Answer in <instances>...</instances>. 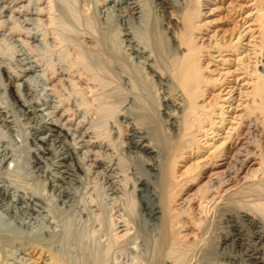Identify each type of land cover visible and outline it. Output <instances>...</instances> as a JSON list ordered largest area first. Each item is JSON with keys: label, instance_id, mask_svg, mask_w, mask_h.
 <instances>
[{"label": "bare ground", "instance_id": "6f19581e", "mask_svg": "<svg viewBox=\"0 0 264 264\" xmlns=\"http://www.w3.org/2000/svg\"><path fill=\"white\" fill-rule=\"evenodd\" d=\"M26 1L27 2L25 4L19 5L20 8L17 10V12L23 11V16L19 13L23 18L22 21H32L33 23V18L26 17V15L30 13L37 14L39 17L35 20L38 21L39 24L36 26L34 23L33 25H35L34 27L37 29L41 23L42 27H40L43 31V35H41L42 38L46 40V37L48 36L53 40L56 39V43L59 44L58 46H60V44L62 46L65 42V44H67L69 42L68 37L71 36H66L67 34H70L68 31L70 28L68 26L70 24L71 27L75 25V22H73L75 17H73V23L67 22V20L71 21L72 17H68L69 19H66V17V22L63 17L64 23L66 25L62 21L57 22V27L59 23H62L60 25H62L64 29H62L61 32L56 33L55 31H60V27L62 28V26H60L58 29L55 25L56 21H58V18L59 21L62 20L60 17L56 18L59 15H55L62 9V7L61 9L58 8V6L57 10H60L55 13L57 1L32 0L33 2L35 1L36 4L40 2L45 3L42 6L38 5L37 7L35 4L30 6L32 3L31 0ZM95 1L96 0H91L90 2L93 3ZM146 1L147 0H100V4H98L97 9H99L98 11L102 12L104 14L102 16L105 17H103L104 21L100 20L99 16L97 19H99L98 26L101 25L102 29L100 28V30H102V32L98 31L94 33L91 32L93 30L91 29L92 27L87 28V32L90 33H83L84 36L82 35V44H85L84 46L88 48L96 46L101 51L103 50L107 52V55L111 53L109 55L111 59L108 57H106L107 59L104 58L105 60L110 59V62H107L104 59L103 60L105 62L100 60L102 65H105L106 62L108 65L106 63V67L102 66L101 69L104 70L102 72H100V68L99 72L98 70H94L97 69L96 67H98L95 60L96 55L92 56L95 60L94 61L90 57L91 55L89 52L86 50L88 48H83L85 51H82L78 48V45L75 48V45H73L74 43L71 44V42L74 40L73 37L76 34L75 32L79 30H77V28L75 29L73 26L74 29L71 28V30H75V32H73L75 34L71 36L73 40L70 39L72 40L70 41V44L74 47L71 46L70 48L72 51L76 49L74 54L76 60H73V64L71 63L69 65L70 67H67V70H60V72L66 77L64 78L65 82H67V84L72 88V93L76 94V96L78 95V97L81 96V100L84 99V104L87 97L88 99H92V101H97V103L94 102L97 106L95 111L97 112L98 118V122L94 128L95 130L101 128L103 125L105 126L107 120L110 117L114 116L115 118V115L119 113L120 118H118L119 120L117 119L119 121V123H117L122 124L124 128H127V135L125 137L126 140H124L122 143V145L125 147L126 155H129V158H136V160L139 161L141 165V168L137 167L136 165L132 167L133 169H130L129 167L131 170V175L128 177L132 176L131 190L133 194L131 195L132 197H135L134 199H136V203H134V205L131 203L132 201H129L130 204L124 203V206L126 204V207L121 209L124 210L121 212L119 209H116L119 211L117 213L115 210L118 215L116 216L111 213L112 215L108 219L106 217L108 220H105L106 222H102L101 219L98 218V216L101 215H99V213L97 214V220L99 222L95 220L94 221L99 223V227H102L100 224L102 225V223L105 222L104 224H106L105 226L107 227H105L103 224V227L106 228V231L103 230L105 229L103 227V229L97 227L98 229L105 232V234L103 231L101 232V234L103 233L105 235V239H103L104 242L101 240L102 243L95 241L97 243L96 245L95 243H89V245L92 244V248L93 246H96V249L90 248L89 250L88 248L91 246L87 244L89 246L88 247L82 243L84 240L83 233H79V231L76 233L74 231L76 229L70 230L71 232H69L68 229H66L67 231L64 229V232L62 231V233L65 234V231L67 233L62 235L63 243L62 246H60L63 249L65 242L70 241L69 239H71V241H78L82 245V247L79 246L82 248V251L77 253L79 254L78 256L75 254V259H70L73 256L69 258V254L68 258L70 260H68V258L65 257L63 253H61L63 249H61V252H55L49 246L51 242L50 244L48 243V245L45 243L43 238L41 240H27L28 246L26 250H29L28 255L31 256L32 252L35 251L38 252L39 258L44 254V252H47L48 262H45L44 264H197L199 261L195 260L196 255H198L197 253H199V250L203 247L202 245H204V241L200 235L208 233L210 218L213 219V216L215 217L214 212H216L222 216V222L229 229L222 231V236H217V238L220 237V243L222 242L221 239H224L221 244L226 243L225 246H228V242L231 247L235 248L238 246V248H240L242 245L241 241L243 240L241 229L242 222H245L252 229V236L258 240L257 244L262 251V255L255 261L257 264H264V0H253L252 3V8H255L254 14H256L254 19L258 22V28L256 30L257 35L254 36V61H252L253 63L251 66L247 65L248 62H246L247 64L242 67L243 71H241V73L244 75V78H247L250 88V90L246 92L247 103H245L241 109L242 113L238 114V121L227 128L225 136H222L221 142L218 144H215V142L209 143L208 147L206 144H208V140L212 139L208 136V131L211 130V133H213L215 128L218 129V126H214L216 122L213 117L219 115V121H223V104L221 103L218 105V102L215 98L213 102L210 103H206L204 101L202 102L201 100V97L204 94V91H206L207 86H209L210 83H214L216 79H211L205 75L207 70L206 65H204V61H202V57L203 55H206V58L209 57V53H206L209 52V47H206L201 42L199 43V40H197L198 37L194 35L193 30H191V28H194V25L189 27L190 22H198L196 19L197 17H200V13H198L200 0H151L153 11L157 12L161 20L160 24H162L159 26L160 30L157 32L165 33L164 40H166L169 45V53H165V56L161 53L162 50L158 49L160 46H158L159 42H157V39L155 38L156 36L151 38L147 36L149 32L146 34L147 29H149L148 15L150 14H148V12H150L148 9L150 8L147 6ZM62 2L63 1L61 0V3ZM73 2L72 6L68 5L69 2H67L68 4L66 2L65 3L69 6V8H71L74 7ZM9 7L10 5L8 4H3L1 6L0 18L2 17L1 11L8 9ZM29 7H31V11L29 10ZM94 7L96 8V6ZM63 9H66V7H63ZM14 10H16V8ZM70 10L72 11L73 9L71 8ZM70 10H67V13L69 14L68 15L66 13L67 16H71ZM74 10L76 11V9ZM61 12L63 14V11ZM72 13L75 15L73 11ZM96 15L98 14H95L94 18H96ZM77 17L78 16H76V18ZM80 17H78V19L75 21L77 22ZM169 17H171L170 19H173L177 24L174 25L169 23ZM94 18H92L93 21L97 20H94ZM81 19L83 23L81 20L79 21L84 25L87 21L89 22V20H87L88 17L85 20H83V17ZM111 19H113L114 22L111 21ZM19 21H21V19ZM84 21L86 22L84 23ZM91 21L92 20L90 19L89 23L92 25L93 21ZM5 22V19L0 20V28L4 27ZM89 23L86 25V27L90 25ZM95 23L93 22L94 25L92 26L95 27ZM110 24L113 25V30H110L111 32L108 31ZM201 25V23H197V28L200 27V31L202 29ZM53 26L57 30H54ZM86 27L84 28L86 29ZM14 28L15 25L13 27H9L8 33L12 35L13 33L19 34L20 30L19 32H16L17 30H14ZM95 28L97 29V23ZM151 28L153 27L151 26ZM23 29L21 30L22 33H24ZM65 29L67 31L62 32ZM150 31H152V29ZM79 32L81 31H78L77 34H79ZM59 33L60 35L61 33H65V35L60 36ZM28 36L31 44L38 40V36L35 32L29 33ZM154 38L156 42H153ZM234 38L232 37L226 44H224L223 50L227 48L235 49L236 47L240 46L239 44L241 43L243 35L236 33ZM158 39L160 40V38ZM17 40L20 39L18 38ZM48 42L50 43L51 41ZM74 42L75 44L78 43L75 40ZM70 44L67 45L70 46ZM64 46L66 47V45ZM82 46L83 45H80L81 48ZM96 47L92 49L95 50ZM49 48H51L50 45ZM70 48H66L65 50ZM64 49L63 47L61 50L59 48V51L61 52L63 50L62 52H65ZM92 49H90L92 51L91 54L96 51L95 50L93 52ZM161 49H163L162 46ZM165 51L166 50H164V52ZM216 51H219V47L216 49ZM72 53H74V51ZM61 54L60 56L65 58V56H63L65 54ZM67 54L73 57V55L69 54V52ZM86 55L88 58L90 57V59L94 61V66L96 65L95 68L94 66L92 67L91 64L93 63L89 59L91 62L90 64ZM66 57V59H70L68 56ZM125 59H127L126 63ZM66 61L71 62L70 60ZM97 61H99V59ZM111 62H115L117 64L114 65V63L112 66ZM8 64L9 62H7L5 57L0 54V69L3 77L6 79L5 81H7L8 87L6 88L11 99L14 101L13 103H15L16 107L22 109L25 114L40 116L39 111H41V108L35 105L39 103H27L25 98H23V96L18 91V88H25L24 86L28 82V73L31 71L32 65L29 66L24 62L23 68L20 69L19 73H16L13 71V69L9 68ZM35 64L37 65L36 62ZM112 71L113 73L111 74L110 72ZM114 73H116L117 77L116 75H113ZM111 75L114 76V79L118 78L119 75L120 82L117 81L118 84H116L119 85L118 87L121 89L122 93L116 89L118 88L117 86L116 88L113 87L114 90L113 88L109 87L114 85V79H112ZM48 76L50 79L47 77V80L52 83L53 86L50 89H52V91L55 93L56 80L55 82L53 80L56 79V77H54L53 74ZM109 79H112L113 82H111ZM144 79H146V83L148 81L151 84V87L155 92V100H151V96L148 98L144 97V90L147 88L148 90L150 89L149 84L147 88H141L143 84H146ZM27 88L28 87L25 89ZM115 89L118 92H115ZM148 90H146V93ZM104 91H108L106 95L104 94ZM124 91H126L125 94ZM119 93L123 95H120ZM102 94L108 96L109 100L107 97L106 100H103ZM69 96H71V94ZM140 97L142 99H148L147 101L150 100L149 104L147 105L145 100L140 101ZM152 101L154 102L153 106ZM60 103H62V101H60ZM146 108L147 111L144 110ZM62 110L63 112H60L58 115L57 112L59 110H50V114L52 115L48 116V118L42 116L45 119L44 122L42 123L41 121V123L44 125L45 129L54 131L57 135L61 136L62 139H67L70 134L72 135L71 139L67 140L70 143V147L68 150H66V155L64 158H66V160L70 159L76 161V172L82 170V167L79 166L80 164L78 162V152H80V150L84 149L85 147H89L88 150L86 148L85 150L91 152L92 156H94L90 159L94 166L98 160L97 152L99 151V154L101 151L97 150L96 148H102V144L107 147L106 151H108L111 148V144L107 142L104 137L101 138L100 135L93 133V139L91 137H89L87 140L83 139L82 137L84 135L80 133V130L77 128L78 126L73 128L66 126V123L70 120L68 116L67 118L65 117L66 119L63 121L64 113L72 115L73 110H71L70 107H66L64 104ZM215 110L219 112L214 114V112H216ZM0 116L2 117L1 120L5 122V115L1 113ZM6 116H8V114ZM152 116H154V122L149 120L152 119ZM158 126L160 127L159 131L157 129ZM206 126L209 127L205 128ZM102 128L98 130H102ZM110 128L112 127L110 126ZM114 128L115 130L113 133L119 134L120 130L118 127L115 126ZM110 130L109 132L112 133ZM84 132L85 131H83V133ZM160 136H163V138L167 140V145L168 143L171 144L169 149H167L168 147L166 148V145H164V141L162 142V140H160L162 139ZM35 141L45 143L43 137L36 138ZM203 147H205L206 151L212 153V161H206L203 163H200L199 161L192 162L193 164L185 167V169L180 174H177L176 171H173V168L176 166L178 161H180L181 158H185L184 154L188 152H194ZM42 153H48L46 148ZM112 154L115 155L114 152ZM123 154L124 153H122V157L118 156L117 158H113H116L117 160L120 157L121 159L118 160L121 161ZM33 156L34 159H30V163H33V165L36 164L37 166L39 165L40 168V165L43 164L42 157H37V155ZM124 157L127 159L126 156ZM109 161L111 163V160ZM210 162L212 163L209 164ZM110 163L106 170L114 174L115 167ZM115 163H117V161L114 162V164ZM121 163L122 161L120 164ZM207 164H209L208 168L206 169V172H203ZM120 171L123 172V170ZM120 171H118V173H120ZM121 175L122 173L120 176ZM118 176L119 174L117 177ZM122 176L124 177L125 175ZM203 178L204 181L202 180ZM193 182L198 185L194 191V194H189L183 197L181 195L183 188L189 183ZM115 187V185L112 186L110 190L112 193H115L120 188L119 186H117L118 189ZM119 191H121V188ZM121 194L123 195V192ZM91 200V202L95 203V199L93 200L92 198ZM104 217L105 216H103V218ZM237 217L241 222L240 224H238V220L236 222ZM61 238L57 239L60 240L58 241L59 243L61 242ZM84 238L87 239V237ZM86 239L84 242H86ZM99 244H101V247ZM3 245H5V243ZM0 247L2 248V246ZM74 253L76 252H73L72 254ZM121 255L125 260L130 259V261H128L129 263H126L125 261L122 262L119 258L122 257ZM127 256L128 259H126ZM1 264H3V262Z\"/></svg>", "mask_w": 264, "mask_h": 264}, {"label": "rangeland", "instance_id": "374dc122", "mask_svg": "<svg viewBox=\"0 0 264 264\" xmlns=\"http://www.w3.org/2000/svg\"><path fill=\"white\" fill-rule=\"evenodd\" d=\"M35 1L33 2L31 0L32 3L30 6H33V4H35V6L37 7L38 5L42 6L43 4H45L44 2L43 3L40 2L36 4ZM55 1H57L56 10L58 6H59L58 8L60 9L62 7L61 10L58 9L60 10L59 12L58 10L57 11L55 10V13L56 12L59 13V14L58 13L55 14L56 16L59 15L56 18L60 17L62 19L59 21V18H58V21H56V24H55L56 28L62 26L60 25L62 23H59L57 27V24H58L57 22L62 21L64 23V20L66 22V19H69L71 17H72V20L71 21L67 20V22H72L73 17H75L74 19L77 20L78 17L80 16L81 17L79 20H81L82 23H83L81 19L82 17L84 18L83 20L87 19L88 17L87 20H89L90 22V19L93 21L92 18L95 17V14H98V15H96V18H94V20L99 17H100V20H103V17H105V16H102L104 14L98 11L99 9H97L98 4H100V0L99 1L96 0L93 3L90 2L91 0L90 1L89 0H82V1L74 0V2L73 0H67V1L62 0L64 3L69 2V4L67 3L69 6H72V2H73L74 7H71V8L73 9L72 11L74 12L75 15H73L72 11L70 10L71 8H69V6L66 3L64 4L62 2L63 3L62 4L61 0H55ZM26 2H27L26 0H22V1L20 0V2L19 0H15V1L14 0H0V9L3 4L10 5L8 9L1 11L2 17L0 18V20L5 19L6 22L4 24V27L0 28V38H1L0 39V48H1L0 54H2L5 57L6 61L9 62L8 64L9 68L13 69V71L16 73L17 72L19 73L20 69L23 68L24 62L25 64L29 66L32 65V69L28 73L29 74L28 82L24 86L25 88L26 87L28 88L27 89L23 88L24 90L21 88H18V91L23 96V98H25V101L27 103L28 102L39 103L35 105L41 108V111H39L40 116L38 115L36 116V115L25 114V112L22 109H20L19 107H16L15 103H13L14 101L11 99L10 95L8 94V90L6 88L8 87L7 81H5L6 79L3 77L1 69H0V79H1L0 80V114L3 113V115H5V118H6V121L3 122L1 120L2 117L0 116V243H2L0 244V246H2V248L0 247V252H1L0 253L1 254L0 264L2 262L3 264H44L45 262H48L47 252H44V254L39 258H38V252H35V251L32 252L31 256L28 255L29 250H26L28 246L27 240L28 241L32 239L41 240L43 238L46 244L48 243L50 244L51 242L50 245L48 244L51 249H53L55 252H58V251L61 252L62 251L61 249H63L61 247L63 243L62 235L64 234L62 233V231L64 232V229L65 230L68 229L69 232H71L70 230L76 229L74 230L76 233L78 231L79 233H83L84 240L82 241V243L84 245H87V244L89 245V243H92V244L95 243L96 245L97 243L95 241L102 243L101 240L104 242L103 239H105V235H104L105 232L103 230L106 231L105 227L107 226H105L106 224L104 223L108 221L107 219L112 214L116 216L118 215L117 213L119 211L116 209H119L122 212L124 209L123 210L121 209L126 207V204L124 206V203L130 204L129 201H132L131 203H133V205L134 203H136V199H134L135 197H132L131 195L133 194L131 190L132 176H130L131 178L128 176L131 175L130 169H133L132 167L134 165L141 168V165L139 161L136 160V158H133V157L129 158V155H126L125 147L122 145V143L124 140H126L125 137L127 135L126 134L127 128H124L122 124H118L119 123L118 118H120L119 113L117 114L115 113L116 114L115 118L114 116H112L107 120L105 124V126L107 127L103 125L102 127L104 129L101 127L102 130H98L101 128H98L95 130L94 128L96 126V123L98 122L97 112L95 111V109H97V106H96L97 101H92V99L90 98L88 99L87 97L85 99V104H84V99L81 100L82 99L81 96L78 97V95L76 96V94L72 93L73 92L72 88L64 80V78H66L65 75L60 72L61 69L67 70V67H70L69 65L71 63L73 64V60H76L75 55H74L76 49L73 50L74 53H72L73 51L70 48L71 46L74 47L73 45H75V48H76L78 45L79 46L78 48L81 49L82 51L84 50L83 48H88L84 46L85 44H82L84 34L90 33V32H87L88 31L87 28L92 27L91 29L93 30L92 31L89 30V31L94 32V33L98 31L102 32V30H100L101 25L99 24L100 26H98L99 19L93 21L94 23L97 21L96 22L97 29L95 28L96 23H95V27L92 26L94 25L92 21H91L92 25L87 21L91 26L89 25L88 27H86V25H88L86 21H84V23L86 22L84 25L79 20L77 22L74 20L73 22H75V25L73 26L75 27V29L76 28L77 30L79 29L78 31H81L79 32V34H77L78 33L77 30H76L77 32L73 30L74 27L73 26L71 27L70 26L71 24L69 25L67 23L69 25L67 26L70 29L68 28L66 29H68L70 34L68 35L66 33L67 34L66 36H70V35L73 36L76 33L73 38L79 44L77 42H76L77 44H75L74 40L70 36L71 38L68 37L69 42L67 44H70V41L73 40V42H71V44L74 43L73 45L70 44L69 46L65 44L66 42L64 41L65 43H63L62 46L61 44L60 46H58L59 44L56 43L57 42L56 39L53 40L52 38L48 36L46 37L45 35L44 36L46 37V40L42 38L41 35H43V31L41 28L42 27L41 23H40L41 27L39 26V28L37 27V29L34 27L35 25L37 26L39 24V22L35 20L36 18L39 17L37 14L30 13L26 15V17L33 18V21H34L33 23L32 21H29V22L22 21L23 19L22 16L24 15L23 11L17 12V10H19L20 8L19 5L25 4ZM146 2H147L146 3L147 6L150 8L148 9L150 11L148 12V14L150 13L148 15L149 16L148 18L149 29H147L146 34L147 32H149L147 36L151 38L156 36L155 38L157 39V42H159L158 46H160V48L158 49L162 50L163 52L164 50H166L164 53L161 51V53L165 56V53L166 54L169 53V50H168L169 45L167 41L164 40L165 33L157 32L160 30L159 26L162 25L160 24L161 22L160 17L158 16L157 12L153 11V8H152L153 5L151 4V0H147ZM60 3L62 6L60 5ZM252 3H253V0H200V6H199L200 12L198 11V13H200V17H197L196 19L198 22L189 23V27L194 25V28L193 29L191 28V30H193L194 35L198 37L197 40H199V43L201 42L206 47H209L208 49L209 52H206V53H209L208 54L209 57L206 58V55H203L202 57V61H204V65H206V70H207L205 75H207L211 79H216L214 83H210L209 86H207V89L206 91H204V94L202 95L201 100L202 102L204 101L206 103H210V102H213L215 98L216 101L218 102V105L221 103L223 104V115H222L223 121H219V115H216L213 117L216 122L214 126H218V129L215 128V131L213 133H211V130L208 131L209 132L208 136L211 137L212 139L208 140V144H206L207 147L209 146V143L215 142V144H218L219 142H221L222 136L223 137L225 136V132L227 128L232 126L233 124H235V122L238 121L237 116L238 114L242 113L241 109L243 108L245 103H247L246 92L249 91L250 88H249L247 78L246 79L244 78V75L241 73V71H243L242 67L245 64H247L246 62H248L247 65L251 66V64L253 63L252 61H254L253 60L254 36L257 35L256 30L258 28V22L254 19L256 14H254L255 8H252L253 7ZM65 5L68 6V9H67V6ZM94 6H96V8ZM63 7H66L67 10L71 11V13L69 11L71 16H67L68 14L67 10L63 9ZM15 8L16 10H14ZM74 9H76V11ZM29 10L31 11V7H29ZM61 11H63V14ZM92 11L95 13H93ZM8 13L10 15V18H9ZM19 13L22 14V16ZM154 13L157 15H155ZM6 15L8 16V18ZM76 16L78 17L76 18ZM17 17H18V20H17ZM63 17H64V20H63ZM170 18L171 17H169L168 19L169 23L176 25L177 23L174 22V20ZM13 19H15L16 21ZM20 19L22 22L19 21ZM111 21H113V19H111ZM34 23L35 25H33ZM197 23L202 24L201 31H200V27L197 28ZM14 25H15L14 30H17L16 32H19L20 30L19 34L13 33L12 35L8 33L9 32L8 28L13 27ZM112 26L113 25L110 24L109 30L108 29L107 30L108 31L113 30ZM151 26L153 28H151ZM84 27H86V29ZM56 28H54L53 26L54 30ZM71 28H73L72 29L73 31L71 30ZM22 29L24 33H22L21 31ZM62 29H64L63 26L62 28L60 27V31L58 30L55 32L56 33L61 32ZM66 29L63 30L62 32L64 31L66 32L67 31ZM151 29L152 31H150ZM103 30H106V29H103ZM34 32L38 36V40L31 44L28 34L34 33ZM236 33H240L243 35V38L241 39V43L239 44L240 46L236 47L235 49L227 48L223 50L224 44H226L228 40L231 39L232 37L234 38L236 36ZM62 35H65V33L64 34L61 33L60 36ZM157 37L160 38V40ZM18 38L20 40H17ZM155 38L153 39V42H156ZM48 41H51V42L49 43ZM49 45L51 48H49ZM64 45H66V47ZM80 45H83L82 48L80 47ZM161 46L163 49H161ZM58 47L60 48V50L62 49V47L63 49L64 47L65 49L66 48H70V49H67V50L64 49V51L66 52L65 53V52H62L63 50L60 52ZM94 47L92 46L89 48L92 49ZM218 47H219V51H216ZM89 48L86 50L87 52H89V54L91 55L90 57L93 60L94 58L92 56L96 55L95 60H96L98 67H96V65L94 66L95 60L93 61L92 59H90V57L88 58L89 54L88 56L86 55L88 58V61L90 59V61H92L93 63L91 64V62L89 61L92 67L94 66V68L95 67L97 68L94 70L96 71L98 70L99 72V68H100V72L104 71L101 68L102 66L106 67V63L111 59V57L109 56L111 53L107 55V52L103 50L101 51L98 47H96L95 50L97 51V54L94 49L92 50L93 52L95 51L94 52L95 54L94 53L91 54L92 51ZM68 52L69 54H72L73 57L71 55L70 57L67 54ZM103 52L106 53V56H105V53ZM61 53L65 54L63 55L65 56V58L61 57L62 56ZM66 56H68L70 59H66L67 58ZM106 57L110 59L105 60L107 59ZM65 59L70 60L71 62H68ZM98 59L99 61H97ZM103 59L107 61L105 65L104 64L102 65L100 61L102 60L103 62L104 61ZM126 60L127 59H125V63H126ZM35 62L37 63V65L35 64ZM114 63H112L111 65L113 66ZM116 64L117 63H115L114 65ZM110 73L112 74L113 71ZM51 74H53L54 77H56V79L53 80L54 82L56 80L55 93L52 91V89H50L53 87L52 83H50L47 80V77L49 78L48 75H51ZM113 75H116V73H114ZM112 79H114V76H112ZM112 79H109V80L113 82ZM144 80H145L144 82L146 83V79ZM117 81L120 82L119 75H118V78L114 79V82H113L114 85L113 86L111 85L109 87L111 88L113 87L116 88V86L118 87L119 85H117L118 84ZM148 84L150 85L149 90L147 88L149 86ZM145 87L147 89L144 90V93H143L144 97L148 98L151 96V100H153L155 98V92L152 89L151 84L148 81L146 84H143L141 86L142 89H144ZM116 89H118L119 92H121V89L119 87ZM146 90H148L147 93H146ZM107 92L108 91H104V94L106 95ZM115 92H118V91L116 90ZM125 93L126 91H124V94ZM70 94L71 96H69ZM105 95L102 96V99L106 100V97H107V99L109 100L108 96H105ZM120 95H123V94H120ZM63 98H65L66 100ZM142 100H145V103H147V105L149 104L150 100L147 101L148 99L141 98L140 101ZM60 101H62V103H60ZM99 101L98 103L100 104L102 100L100 102ZM63 104L66 107L68 108L70 107L71 110H73L72 115L70 114L68 115L66 113H64L63 115L64 116L63 121L67 118V116L70 119L69 122L66 123L67 127L73 128L75 126H78L77 128L80 130V133L84 135L82 137L83 139L87 140L89 139V137L92 138V133H93V134L100 135L101 138L104 137V139L111 144V145L109 144L111 146V148L109 147L111 150L109 149L108 151H106L107 147L102 144H101L102 148L100 147L96 148L97 150H101L99 154H98L99 151L97 152L98 160H97V163H95L96 166L95 165L93 166L92 161H90V159L93 158L94 156H92L91 152L85 150V148L88 150L89 147H85L84 149L80 150V152H78V162L80 164L79 166L82 167L81 168L82 170L76 172L75 170L76 161L70 160V159L66 160V158H64V156L66 155V150H68L70 147V143L67 140H70L72 135L70 134L68 136L69 139L68 137L67 139H62V137L57 135L54 131L45 129L44 125L42 124L45 118H48V116L52 115L50 114V110L51 111L59 110L57 112V115L60 112H63L62 110ZM153 104L154 102L152 101V106ZM10 105L12 106V108ZM51 106H52V109H51ZM144 110L147 111V108ZM218 112L219 111H216L214 112V114H217ZM7 114L8 116H6ZM42 116H44L45 118ZM153 118L154 116H152V119H149V120H151V122H154L155 120ZM114 125L117 126L118 129L120 130L119 134L113 133L115 130ZM110 126L112 128H110ZM207 127L209 126H206L205 128ZM157 129L159 131L160 127L158 126ZM109 130L112 131V133H110ZM83 131L85 132L83 133ZM39 137L41 138L43 137L45 140V143L36 142L35 141L36 138H39ZM160 138H162L160 139L162 140V142L164 141L163 143L164 145H166V148L168 147L167 149H169L171 144L168 143L167 145L166 144L167 140H165L163 136L162 137L160 136ZM39 145L41 149L43 148L42 150L40 149ZM45 148H46V151H48V153H42ZM81 151L83 155L81 154ZM113 152L115 155L112 154ZM122 153L124 154H123V158L121 161L122 163L126 162V163H123V165L122 163L120 164L121 161L118 160V159H121L120 157L116 160L118 156L122 157ZM33 155H37V157H42L43 164L40 165V168H39V165L37 166L35 163H34L35 165H33V163H30V159H34ZM184 155H185V158H181V160L178 161L176 166L173 168V171H176L177 174H180L185 169V167H187L188 165L193 164L192 162L199 161L200 163H203L206 161H212V153H209L208 151H206L205 147L200 148L199 150H196L191 153L188 152ZM124 156H126L127 159ZM113 157H116V158H113ZM1 158L2 159L5 158V159L2 160ZM109 160H111V163ZM116 161L117 163H115L116 164L115 165L114 162ZM109 163L115 167V172H114V174L116 173L115 175L113 173H110V171L106 170V168H108ZM211 163L212 162H210L209 164ZM209 164L205 166L203 172H206V169L208 168ZM125 165H128V166H125ZM120 170H123V172H121ZM118 171H120V173H118ZM124 171L125 172L127 171V172L125 173ZM117 173L119 174L118 177H117L118 175ZM121 173L122 175H125V176L124 177L122 175L120 176ZM202 180L204 181V178ZM114 185L116 186L115 188L117 189H118L117 186H119L121 188V191H119L120 190L119 188L115 193H112L110 190L112 186ZM109 186H110V189H109ZM197 186L198 185L195 182L189 183L187 186L183 188V192H181V195L185 197L189 194H194V191L196 190ZM122 192H123V195L121 194ZM92 198L93 200L95 199L94 202L96 204L91 202ZM89 203L92 206H90ZM115 210L117 211V213ZM98 213L101 216H98L97 215ZM214 215L215 217L212 215L213 219L210 218L208 233L200 235L202 237V240L204 241L203 243L204 245H202L203 247L199 250V253H197L198 255H196L195 260L199 261V263L197 262V264H257L255 260L262 255L261 254L262 251L259 245L257 244L258 240L254 238V236H252V233H251L252 229L248 226V224H246L245 222H242L241 229H242L243 240L241 241L242 245L240 248H238V246H236L235 248L231 247L228 242H227L228 246L227 245L225 246L226 243L221 244L224 239H221L222 242L220 243V237L217 238V236L219 235L222 236V231H226V229L227 230L229 229L222 222V216L219 215V213L214 212ZM97 216L98 218L101 219L102 222L106 220L104 223H102V225L100 224V226L102 227L104 224L105 227L103 228L105 229H103L102 227H99V223H97L99 222L97 220ZM103 216L105 217L103 218ZM94 220L97 222H95ZM237 220H238V224H240L241 222L238 219V217L236 218V222ZM97 227L103 230H100ZM66 231H65V234L67 233ZM102 231L104 234L103 233L101 234ZM9 237L11 241L9 240ZM84 237H87V239ZM60 238H61V242L59 243L58 241L60 240H57V239H60ZM85 239H86V242H84ZM69 240L71 241V239ZM70 241L68 242L66 241L63 246L64 247L63 251L64 252L66 251L65 252L66 254L63 251L61 253H63L65 257L67 258H68V255L70 254L69 258L73 256L70 259H75V256L79 255L77 253H80V251H82V248L79 247V246L82 247V245L78 241H71V242ZM4 243L5 245H3ZM92 244H90L89 246H91ZM100 245L101 244H99V246ZM87 246H86V249H87ZM95 247L93 246L92 248L91 246L88 249L89 250L90 248L94 249ZM97 248H98V245H97ZM2 252L4 253V255ZM73 252H76V253L72 254ZM69 258L68 260H70ZM119 258L122 262L125 261L127 263L128 261H130V259H128V256L126 258L128 260H125L123 256Z\"/></svg>", "mask_w": 264, "mask_h": 264}]
</instances>
